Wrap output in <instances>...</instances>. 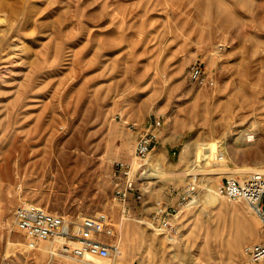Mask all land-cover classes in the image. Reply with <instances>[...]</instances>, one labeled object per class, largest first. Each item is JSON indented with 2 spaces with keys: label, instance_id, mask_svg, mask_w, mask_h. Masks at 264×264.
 I'll return each mask as SVG.
<instances>
[{
  "label": "rangeland",
  "instance_id": "obj_1",
  "mask_svg": "<svg viewBox=\"0 0 264 264\" xmlns=\"http://www.w3.org/2000/svg\"><path fill=\"white\" fill-rule=\"evenodd\" d=\"M154 115L143 200L122 218L113 162L135 164L128 122ZM256 170L264 0H0V264H264L243 252L264 239L258 214L213 192L229 173ZM194 175L197 199L170 239L147 215ZM23 200L68 216L105 212L120 252L88 262L51 240L29 248L13 215Z\"/></svg>",
  "mask_w": 264,
  "mask_h": 264
},
{
  "label": "built area",
  "instance_id": "obj_2",
  "mask_svg": "<svg viewBox=\"0 0 264 264\" xmlns=\"http://www.w3.org/2000/svg\"><path fill=\"white\" fill-rule=\"evenodd\" d=\"M200 73L199 65L192 64L190 75L198 78ZM161 125L162 120L158 115L142 124L128 122L127 126L135 132V164L123 160L113 162L117 176L113 196L119 202L122 218L132 216L130 200H143L144 190L140 183L152 145L160 136ZM197 191L198 179L194 175L182 184L175 203L170 204L161 198L154 199L147 215L148 225L165 233L170 239L173 238L178 232L176 218L182 208L194 204ZM215 193L228 199L245 200L258 214L264 227V175L261 172L253 171L243 178L226 175L216 184ZM13 215L16 226L27 238L29 248L36 247L40 240H52L58 242L61 252L88 262L94 257L106 258L111 253L120 252L118 244L108 240L113 229L105 212L68 216L33 201L23 200L14 208ZM243 252L251 261L264 258V239L246 243Z\"/></svg>",
  "mask_w": 264,
  "mask_h": 264
},
{
  "label": "bare ground",
  "instance_id": "obj_3",
  "mask_svg": "<svg viewBox=\"0 0 264 264\" xmlns=\"http://www.w3.org/2000/svg\"><path fill=\"white\" fill-rule=\"evenodd\" d=\"M240 171L242 172V173H244L245 171H246V168H241L240 169ZM256 171H259V172H261L263 175H264V171H262V170H256ZM231 172V171H230ZM229 176H233V173H229L228 174ZM247 175V174H246ZM213 192H215V189L213 190ZM260 218V217H259ZM253 230V229H252ZM254 231V235H255V230H253ZM251 233V232H250ZM42 241H45V240H42ZM53 243H54V241H49V247L50 246H52L53 245ZM122 253H123V251H122ZM74 257V256H73ZM74 258H76V257H74ZM116 264H120V262H117Z\"/></svg>",
  "mask_w": 264,
  "mask_h": 264
},
{
  "label": "crops",
  "instance_id": "obj_4",
  "mask_svg": "<svg viewBox=\"0 0 264 264\" xmlns=\"http://www.w3.org/2000/svg\"><path fill=\"white\" fill-rule=\"evenodd\" d=\"M178 196V195H177ZM177 196L176 197H168L167 195H161V196H158L157 198H161V199H163V200H165V201H167L168 203H170V204H173V203H175V201L177 200ZM143 208V207H142ZM133 211V210H132ZM133 213V212H132Z\"/></svg>",
  "mask_w": 264,
  "mask_h": 264
}]
</instances>
